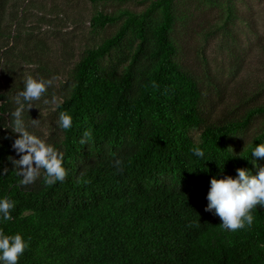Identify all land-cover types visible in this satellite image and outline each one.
<instances>
[{
  "label": "trees",
  "instance_id": "1",
  "mask_svg": "<svg viewBox=\"0 0 264 264\" xmlns=\"http://www.w3.org/2000/svg\"><path fill=\"white\" fill-rule=\"evenodd\" d=\"M14 4L0 0V199L15 204L0 229L29 242L19 264H264V207L254 209L251 227L235 232L205 211L213 177L236 178L257 160L251 153L264 130L240 154L228 140L264 115V82L257 102L242 97L212 118L207 95L218 84L185 59L174 0L98 12L94 29H117L73 66L50 123L39 101L23 113L28 131L64 154L67 177L48 186L42 173L21 186L9 159L20 158L11 113L25 87L9 59L21 38L18 16L15 31L5 27ZM60 112L72 116L70 129L59 127ZM86 131L91 139L81 144ZM196 147L204 157L193 154Z\"/></svg>",
  "mask_w": 264,
  "mask_h": 264
},
{
  "label": "rangeland",
  "instance_id": "2",
  "mask_svg": "<svg viewBox=\"0 0 264 264\" xmlns=\"http://www.w3.org/2000/svg\"><path fill=\"white\" fill-rule=\"evenodd\" d=\"M148 1L15 0L5 21V27L13 32L18 16L21 32L16 48L9 55L14 62L11 74L24 85L29 76L37 80L55 78L39 100L38 108L47 123L60 102L56 93H61L68 84L71 69L81 55L117 29V25L94 29L90 24L92 17L98 12L120 9L141 11ZM174 3L180 18L177 38L185 59L200 73L207 68L218 84L207 95L209 115L217 117L229 106L238 104L242 97L249 105L257 102L253 94L264 82V0H174ZM263 130L264 115H258L228 140V146L240 154ZM191 135L198 140L200 131L193 129ZM257 160L264 167V158ZM257 160L249 167L251 174H255Z\"/></svg>",
  "mask_w": 264,
  "mask_h": 264
},
{
  "label": "clouds",
  "instance_id": "3",
  "mask_svg": "<svg viewBox=\"0 0 264 264\" xmlns=\"http://www.w3.org/2000/svg\"><path fill=\"white\" fill-rule=\"evenodd\" d=\"M54 79L37 80L31 76L25 80L24 90L19 92L15 102L18 107L11 113L13 117L12 131L18 134L13 148L20 156L19 159L9 158L15 165L16 175L21 177V186H29L36 182L43 173L44 183L52 186L57 182H63L67 177L64 167V154L43 139L32 134L25 126L23 113L25 104L28 109L33 108V102L41 100L53 85ZM45 103L49 101L45 100ZM54 102V101H53ZM33 125L38 120H32ZM73 118L67 112H60L58 125L61 129L68 130L72 127ZM91 139V132L86 131L81 144ZM192 152L197 157H204L205 153L199 147ZM252 158H264V143L256 145L251 153ZM254 164L256 160L252 161ZM120 162H117L119 167ZM257 174H251L244 168L237 169V177L227 176L222 179L213 177L207 199L209 201L205 211H215L220 218L221 227L228 231H238L251 227L254 223L253 211L257 206L264 207V167L256 165ZM122 171V169H120ZM4 174L8 169L5 168ZM15 204L9 198L0 199V220L7 222L13 219L11 212ZM29 247L21 234L7 235L0 229V264H19L21 256Z\"/></svg>",
  "mask_w": 264,
  "mask_h": 264
}]
</instances>
